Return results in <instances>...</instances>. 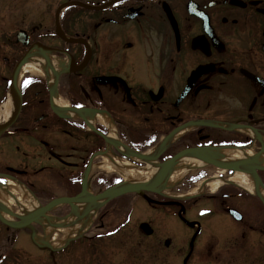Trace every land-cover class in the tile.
I'll list each match as a JSON object with an SVG mask.
<instances>
[{
  "label": "flooded vegetation",
  "instance_id": "obj_1",
  "mask_svg": "<svg viewBox=\"0 0 264 264\" xmlns=\"http://www.w3.org/2000/svg\"><path fill=\"white\" fill-rule=\"evenodd\" d=\"M17 1L15 30L0 36V108L12 103L0 121V128L11 122L0 134V191L15 201L9 208L0 203V218L18 225L33 213L21 210V199L45 206L98 197L129 182L132 169L147 167L138 156L150 157L159 168L171 163L163 178L168 184L176 168L186 169L175 182L180 192L126 194L92 206L97 209L84 219L87 230L76 242L92 251V264L115 263L105 254L106 225L123 211L129 219L133 201L164 214L163 222L182 225L165 228L168 236L142 222L151 230L144 238L175 254L160 264H236L239 250L247 264H259L250 262L243 243L248 237L251 248L264 249L259 198L231 181L235 173L202 158L239 163L223 153L257 155L264 145V0ZM31 61L40 70L23 73ZM257 175L264 186V172ZM212 183L219 189L208 191ZM195 187L201 191L190 194ZM203 201L208 205L201 209ZM237 201H252L261 213L248 221L236 210ZM71 212L65 205L47 215L65 218ZM227 219L240 224L239 231L221 227ZM0 231L9 248L25 235L36 250L32 233L45 234L39 221L24 229L0 221ZM228 237L236 242L227 245ZM41 252L48 255L44 264H56L54 253Z\"/></svg>",
  "mask_w": 264,
  "mask_h": 264
},
{
  "label": "rangeland",
  "instance_id": "obj_2",
  "mask_svg": "<svg viewBox=\"0 0 264 264\" xmlns=\"http://www.w3.org/2000/svg\"><path fill=\"white\" fill-rule=\"evenodd\" d=\"M45 1V0H42ZM18 2L17 0H0V36L5 33L4 36L11 34L15 27L12 26V21L14 22L15 19H13V8L14 4ZM19 2L22 4L24 3L25 6H27V3L32 5L34 3L31 0H19ZM35 2H38L35 1ZM25 9V7H24ZM17 28V27H16ZM142 173V172H141ZM140 173V174H141ZM211 188V187H209ZM163 192L166 194H172L173 188L166 186L162 188ZM177 189V188H176ZM175 192H180L179 190ZM212 189V188H211ZM210 189V190H211ZM195 191V189H192ZM195 193V192H194ZM236 206V210H238L244 218H247L246 220L251 221L253 218L254 213H261V208L257 206L256 203L250 201V202H234ZM132 212L130 214V218H128V212L126 211L120 212L119 215L115 217H111L108 219V223L106 225L107 227V233H109V236H106V239H108V243L110 244L109 247H105V254L108 259H112V262H115L114 264H160V261L163 259H173L175 258V254L171 255L170 253H165L158 251L155 246H153L152 240L144 238V231L141 228L143 225H148L147 223H142L144 221H151V227L155 230L156 233H162L165 235H168L166 233L165 228L167 231L172 232L175 231L177 228L182 227V225L177 224L173 220H167L163 222V217H165L164 214H161L160 212H153L152 209L149 206H146L145 204H141L138 201L132 202ZM208 205V203H204V201L200 204V208H206L205 206ZM244 213V214H243ZM142 223V224H141ZM74 226H80L78 225V222H71ZM141 224V225H140ZM208 227V232L211 229V224ZM149 226V225H148ZM241 225L238 224L236 221L227 219L223 224H221V227L231 228V231L233 228L236 231H239L238 228ZM150 228V227H149ZM50 233V231H47ZM54 232V231H53ZM106 233V232H105ZM113 233V234H110ZM56 233H54L55 235ZM54 235H47L43 233L41 237L38 238V241L41 242V245H44V243L48 242V239L51 240ZM251 234H249L250 236ZM232 236H234L232 234ZM67 237L60 235L59 237L56 235L55 238L56 241H60L61 238ZM27 236L20 235L19 238V245H13L9 248L7 246L6 242V234L4 232L0 231V260L4 259L5 262L7 258H11L12 261L8 262L9 264H13L16 259L22 260L24 264H28L29 261H36V264H44L46 259L48 260L47 253L40 252L36 249H34L30 243L28 242ZM64 239V238H63ZM125 240V241H124ZM236 242V239H233V237L230 239L228 237L227 239V245H231V242ZM127 241V242H126ZM38 242V243H39ZM219 242V241H217ZM247 242H249V239L244 240V249L248 248L250 251V256L248 252V258L250 262H253L255 260L256 262H259V264H263L264 261V249H262V245H256L252 246L254 248H251ZM57 243V242H56ZM107 244V243H106ZM55 245V244H53ZM86 245H75L72 247H69L64 251V253L58 254L55 256L56 264H92V259L95 258L94 255H92V251L89 250ZM233 246V245H232ZM235 249L238 248V246H234ZM217 251L219 248H216ZM13 252V253H11ZM224 252V250L222 251ZM226 252V251H225ZM241 250H239L236 260V264L240 263V260H242L243 256V263L247 264L245 258L246 253L244 255H241ZM103 254V253H102ZM234 255V254H233ZM111 256V257H110ZM105 257V255H103ZM235 258V255L232 256ZM224 257L222 256V260ZM253 259V260H251ZM4 262V263H5ZM111 262V263H112ZM241 263V264H243Z\"/></svg>",
  "mask_w": 264,
  "mask_h": 264
},
{
  "label": "water",
  "instance_id": "obj_3",
  "mask_svg": "<svg viewBox=\"0 0 264 264\" xmlns=\"http://www.w3.org/2000/svg\"><path fill=\"white\" fill-rule=\"evenodd\" d=\"M23 63H24V60H22L17 65V67L15 68L14 74H17L18 70L21 68ZM12 88L14 89V86ZM17 108H18V105H17ZM10 123L11 122L7 123L5 126L0 128V134L10 125ZM261 154H264V145H263L261 152L259 154L253 156L250 159H246L243 162H239V163H232V164L227 165V164L214 163L213 161H210V160L205 159V158H202V160L208 164L215 166L216 168L223 169V170L237 171V172L244 173L246 175L253 177V180L255 182V188H256V190H258V179L256 176V171H264V167L260 166V164H259V157L261 156ZM194 156H196V155L193 154L192 157H194ZM138 157L142 158L140 156H138ZM142 159H146L147 161L152 160L150 158H142ZM170 164L171 163H168L167 165H163L160 168V170L158 171L155 180L152 181L151 183H148V184H126V185L117 186V187H114V188L110 189L109 191L103 193L102 195H100L98 197H94V198L89 197V198H83L82 199V198L77 197V198H72V199L64 198V199H60V200H55V201L50 202L46 206L41 207L39 210H37L32 215H29L26 217H20L19 219L21 220V223L19 225L10 224L1 218H0V221L3 224H5L11 228L24 229V228L30 227L31 223H37L41 219V217H43L45 215V213L47 211H50V210H52L55 207L60 206V205H69L72 208L74 215L76 217H79V215L77 213V207H76L77 203H88L90 206H92V205H95V203H97L98 201H108L110 199H113V198H116V197H119V196H122V195H125L128 193L137 194V195L145 198V194H144L145 192H156V191H158V189H162V188L166 187L165 183H163V178L170 171ZM262 202L264 204V200ZM142 228H143L145 233H147L148 235L151 234V231L149 230V227L147 225H143ZM31 237H32L33 242L35 244H37L38 246H40L39 243L35 242V235L33 233H32ZM45 246L47 248H50L51 250H53L48 244H45Z\"/></svg>",
  "mask_w": 264,
  "mask_h": 264
},
{
  "label": "bare ground",
  "instance_id": "obj_4",
  "mask_svg": "<svg viewBox=\"0 0 264 264\" xmlns=\"http://www.w3.org/2000/svg\"><path fill=\"white\" fill-rule=\"evenodd\" d=\"M38 65H39V63H37L36 61H31L30 63H27L22 68L23 73L28 72V71L29 72H35L37 70H40L38 68ZM11 108H12V103H11V99H9L0 108V121H2V119H4L6 116L9 115ZM250 157H252V152L250 150H247V151H244V150L226 151L223 153V156H222V158H224L226 160H234V161L244 160V159H247ZM260 162H261V164L264 165V157L260 158ZM195 163H196V161H195ZM185 171H186V169L183 168L182 166L176 168L171 175L170 185L175 184V182H177L184 175ZM156 172H157L156 166L154 164L149 163L147 165V167L143 170L133 169V170H131V172L126 173V178H128L130 180V182H147V181H150L153 179ZM231 181L239 184L242 187H244V189H247L249 192L254 193L253 183L250 180V178L247 177L246 175L235 173L232 176ZM210 186H211L212 190H215L216 188H218L217 183L211 184ZM262 198L264 200V193H262ZM14 202L15 201L13 200V198H11L9 196V194L5 191V189L0 191V203H2V205L9 208L11 203H14ZM19 203H20V208L22 211H24V213L34 212L35 210H37L39 208V205L37 204V202L33 198L21 199V200H19ZM27 214H29V213H27ZM71 219L72 220L69 219L68 221L65 222V224H67L68 227L63 228V230H61L65 236H69V237L76 235L78 232L77 226H74L70 223L73 220H75V218H71ZM63 224L57 220H55V221L44 220V226L47 229V231H50V230L57 228V227H63Z\"/></svg>",
  "mask_w": 264,
  "mask_h": 264
}]
</instances>
